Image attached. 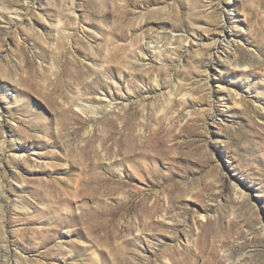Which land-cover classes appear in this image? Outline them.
<instances>
[{"label": "rangeland", "instance_id": "obj_1", "mask_svg": "<svg viewBox=\"0 0 264 264\" xmlns=\"http://www.w3.org/2000/svg\"><path fill=\"white\" fill-rule=\"evenodd\" d=\"M0 264H264V0H0Z\"/></svg>", "mask_w": 264, "mask_h": 264}, {"label": "bare ground", "instance_id": "obj_2", "mask_svg": "<svg viewBox=\"0 0 264 264\" xmlns=\"http://www.w3.org/2000/svg\"><path fill=\"white\" fill-rule=\"evenodd\" d=\"M226 40H228V39L224 37L222 41L227 43V41H226Z\"/></svg>", "mask_w": 264, "mask_h": 264}]
</instances>
